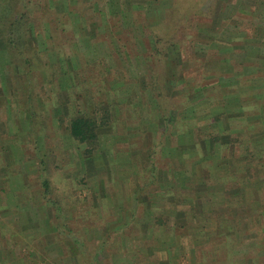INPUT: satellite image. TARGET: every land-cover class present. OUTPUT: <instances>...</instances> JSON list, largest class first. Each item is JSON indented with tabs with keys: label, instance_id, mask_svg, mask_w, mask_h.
<instances>
[{
	"label": "rangeland",
	"instance_id": "374dc122",
	"mask_svg": "<svg viewBox=\"0 0 264 264\" xmlns=\"http://www.w3.org/2000/svg\"><path fill=\"white\" fill-rule=\"evenodd\" d=\"M53 1L58 7L69 3ZM171 1L169 8L162 6L148 20L155 24L151 29L157 34L172 37L179 44L180 50L175 53L178 62L176 68L171 65L174 74H168L166 62L153 58V85H157L152 91L147 84L149 73L144 55L130 54L131 48H139L132 34L122 29V24L119 27L112 22L108 26L111 22L108 16L101 23L103 16L87 20L73 12L74 32H56L46 39L42 37L45 34L31 35L23 29L15 32L16 44L9 49L5 41L9 30L0 34V264H234L236 261L233 256L236 243L232 238L215 235L214 231H199L196 227L202 224L200 217L186 218L187 228L174 227L185 221L180 218L182 207L199 210L201 200L187 191L181 193L178 188L174 196L162 194L167 190L157 185L152 167L164 169L169 165L170 171L171 167H179L182 161L166 157V142L171 147L178 146L184 127L198 125L201 137L220 135L222 141L230 144L223 147L222 154L235 155L237 161L248 138L264 130L261 120L248 121L235 112V106L228 105L220 112L224 130L221 133L219 124L213 125L212 114L214 106L226 105L237 94L242 96L240 103L248 106L249 113L264 112V98L247 97L252 93L239 91L257 73L255 63L245 60L251 48L243 51L230 47V39L236 36L235 39H244L263 35L264 0ZM99 4L82 1L91 13L99 7L108 11L105 2ZM126 13L123 12V19L127 26ZM214 22L218 25L216 39L205 42V37L203 40L196 37L199 26ZM106 29L109 33L104 34L103 31L108 32ZM117 29L119 33L114 32ZM134 33L143 37L141 31ZM43 38L53 50L71 53V67L65 62V69L69 68L66 77L59 78L60 62H55L53 68L45 64L49 56ZM139 44L144 51L143 39ZM249 44L257 51V55H249L264 56V40ZM49 55L56 61V52ZM84 59L92 68H84ZM102 61L103 68H107L105 72L96 68ZM82 75L90 80L78 86L75 83ZM108 86L110 91L111 87L116 88L112 93L115 98L106 94ZM101 88H105L104 94L98 91ZM84 94L92 98L88 99L90 104L79 99ZM192 104L195 114L187 116ZM105 108L113 114L117 108V112L109 124L99 127L97 148L88 150L89 145L71 135L70 122L78 109L96 114L101 122V111ZM138 112L143 114L142 118ZM142 119L160 128L155 130L156 126L151 125L152 133L144 129L128 130L129 125H139ZM163 125L171 136L162 134ZM208 145L198 144V157ZM149 146L155 152L151 159L144 155ZM210 163V159H205L198 169L207 173ZM192 166L193 163H187L189 171ZM229 166L223 163L219 168ZM224 176L227 188L240 183L230 175ZM259 177L264 178V173ZM188 194L193 196L192 200ZM210 199L213 207L225 202L227 207L229 203L212 192L207 193L204 202ZM174 230L179 238L187 237L183 241L187 251L168 241ZM202 238L206 239L201 241ZM191 247L195 252L189 254Z\"/></svg>",
	"mask_w": 264,
	"mask_h": 264
},
{
	"label": "crops",
	"instance_id": "0c3cea01",
	"mask_svg": "<svg viewBox=\"0 0 264 264\" xmlns=\"http://www.w3.org/2000/svg\"><path fill=\"white\" fill-rule=\"evenodd\" d=\"M235 38H237V36L230 39L232 40L230 45L231 48L234 50L236 48L242 49L243 51L247 48H251L249 51L252 52L249 54L257 55V51L254 47L252 48L249 43L263 42L264 33L261 37L249 36L247 38L244 37V39ZM249 54H246L247 57L245 60L255 63L252 65L257 69V73H253V80L251 82H247L246 85L241 86L239 91L251 92L252 94L247 97L264 98V56L262 58H258V56ZM230 81V84L232 85L233 81L231 79ZM232 99H230V102L226 105L218 104L223 106L220 110L221 113H223L225 106L233 105L235 106V112L240 114V117L247 118L248 121L261 120L264 124V112H258L255 114L249 113L247 110L248 106H245L243 102L240 103L242 101V96L239 97L238 94ZM208 100L209 99L207 98L206 101ZM188 112H190V110ZM232 114L235 113L232 112ZM221 121L222 120L213 125L216 126L219 124V130L222 133L224 130L221 127ZM151 125H153V127L156 126L155 130L160 128L158 125ZM163 126L164 127L161 129H165L166 125ZM150 128L152 129L151 126ZM167 130L168 129L163 130L162 134H168V136H171L170 132H167ZM187 132V128L184 127L182 132L179 134L180 142L178 146L171 147L170 144L166 142V146H168L166 157L171 160L182 161L179 167H171V171L169 170V165H167V168L164 166V169L152 167L153 177L156 179L157 185L159 184L162 187L161 189L167 190V192H161L162 194H166L169 197L170 195L174 196L176 188H178L181 193L187 191L190 195L199 197L201 200L199 201V210H192L190 207L183 206V210H180L182 211L180 213V218L185 221H182L181 224L178 223V225H174L176 224L174 221V227L183 226L184 228H187L186 218L197 219L200 217L199 223L202 224L196 227L199 231L204 233L214 231L215 235H225L227 238H232V241L236 243V245L233 246V256L236 258L234 264H254L257 262L258 264H264V195H262L264 193V178L259 177L262 173H264V164H262L260 160H264V130L257 134V136L253 135L248 138L244 151L241 154V159L238 161L235 155L227 157L222 154L223 147L230 146L227 141L224 142L219 138L217 140L218 142L215 144L212 140L207 142H200L198 140L194 145L192 142H187V139H189V134H187ZM217 135L218 134H215L214 136ZM233 139L234 137H232L231 141H233ZM168 140L170 143V139ZM199 143H209L207 149H205L204 154L201 157L197 156L198 152L196 151V147H198ZM194 156H196V159H193L195 158ZM205 159H210L211 162L207 173L201 172L200 169H198V166L201 165L202 161ZM196 161L198 164L196 167H193L196 164ZM187 163H193L192 170L189 171ZM223 163L230 164L231 166L227 169L221 170L219 166ZM159 172H161V175L158 174ZM224 175H230L229 177L231 178L239 179L240 183L237 186L227 188L223 183L225 178H227ZM253 177L255 178L252 179ZM160 179H162L161 183ZM202 181H205V184H203ZM198 182L200 183L197 184ZM199 187H202L200 191ZM249 191L253 194V196L251 194V198L248 197ZM211 192L215 194L216 198L221 196L225 201L227 200L229 202L228 206L226 207L224 205L226 203L225 202L215 204L213 207L211 205V199L204 202V198L207 193L210 194ZM189 194L187 197L192 200L193 196L191 197ZM247 198L249 199L248 203ZM186 209L187 213L185 212ZM211 213L217 215L214 217ZM175 216H173V218H179L178 216ZM192 227L193 226H191V228ZM204 239L206 238H202L201 241ZM170 240H172V244L177 243L178 247H182L185 251H187L183 242L187 240V237L183 236L179 238L177 230H174V233L169 235L168 241ZM189 252V254L195 252L193 247H191Z\"/></svg>",
	"mask_w": 264,
	"mask_h": 264
},
{
	"label": "trees",
	"instance_id": "16d2710c",
	"mask_svg": "<svg viewBox=\"0 0 264 264\" xmlns=\"http://www.w3.org/2000/svg\"><path fill=\"white\" fill-rule=\"evenodd\" d=\"M69 3L67 4H62L60 7H58L53 0H0V34L4 33L5 31L9 30L8 33H6L5 36V41L7 44V48L11 45L16 44V39L14 37L15 32L20 31V30H27L29 34L32 35L34 34H45L42 37L44 38H52L53 35L58 32V33H71L75 31V22L73 17L71 16V13L78 14V17L80 18H85L87 20H94L95 18L99 16H103L101 23H103L108 16V20L110 19V24L108 26H112V22H116L115 26H121L122 24V29L125 28V30L128 31V33L132 34L133 37V42L136 43V45L140 48L139 41L143 39L144 43L146 44V49L144 51L135 48H131L130 54H142L144 55L145 58V63L147 65L148 73H149V82L147 80V84L152 91L157 84H155V87L153 85V82H155L154 78V63H153V58L154 57H159L161 60L163 59L164 62H166L167 68H168V74L172 72L174 74V69H172L173 65L174 67L176 66V63L178 62V59L175 55L176 52L180 50L179 44L172 40L171 38H164L163 36H160L157 34L156 30L151 29V27H154L155 24L149 22L148 18L150 17V14L154 12L155 10H159V8H162V6H167L166 8H169V2L171 3V0H93L95 6H99L100 2L103 1L105 4L108 6V11L106 9L99 7L98 9H93V13H91L88 9L84 8L82 5L83 0H77L72 2L73 0H68ZM149 1V2H148ZM76 2V5L74 6ZM64 3V2H63ZM173 6V5H172ZM241 6V5H240ZM165 8V9H166ZM246 9V7H242ZM127 11V26L125 24V20L123 19V12ZM106 12V13H105ZM108 12V13H107ZM110 14V15H109ZM148 14V15H147ZM112 16L115 17V19L112 20ZM4 24V26L2 25ZM133 24L135 28H133ZM4 28H3V27ZM218 25L216 22L212 23L210 26H199V30L196 32V37L198 36L203 40L205 39V42L208 41V39H216V33L215 31L217 30ZM119 29V28H118ZM114 31L115 33H119V30ZM108 32L103 31V33H109V29H106ZM135 31H141L143 34V37H137L135 36ZM108 35V34H107ZM46 36V37H45ZM42 40V43L44 42V48L46 54L49 56V60L46 61V65H48L49 68H53L55 65V62H60V68L58 71H60L59 78L66 77L69 73V68L65 69V62H69L71 59V53L68 54L67 51L63 50H53V48L48 45V41L46 42L45 40ZM138 38V39H137ZM132 42V43H133ZM133 45V44H132ZM163 45V47H162ZM17 46V45H16ZM54 51L56 52V61H53L51 59L49 52ZM74 52V51H73ZM22 53V52H20ZM75 55V54H74ZM27 59V58H26ZM29 60V59H27ZM72 63V61H70ZM69 62V66L71 67V63ZM68 64V63H67ZM89 64V65H88ZM86 62L84 59V68L89 69L92 68L90 66V63ZM103 61L96 67L100 70H103L102 72H105L107 69L104 67ZM176 68V67H175ZM110 70V68H108ZM56 71V70H55ZM54 71V72H55ZM175 75L177 73L175 72ZM174 75V77H175ZM61 76V77H60ZM83 79L80 78L77 79L79 82H76L77 80L75 79V84L79 86V84L83 82H89V78L84 77L82 75ZM173 77V79H174ZM126 82L125 79H121ZM109 81V79H107ZM180 81V80H179ZM118 82V81H116ZM91 83V82H90ZM119 83V82H118ZM110 86V85H109ZM107 87V90H105L106 94L109 96H113L114 98L116 96L112 95L116 91V88ZM201 87H197V89H200ZM105 89V88H103ZM102 88L99 89L103 90ZM86 93L88 95L89 90L86 89ZM104 94V91H102ZM84 97H80L79 99H82L83 101H86V104H90L88 99H92L85 94L83 95ZM77 102V101H76ZM223 106L216 105L212 109L213 114L216 116V119L214 120L213 124H217L216 122H219L221 120L220 116V110ZM190 112L188 113L187 116H194L195 112V104H192L191 107H189ZM77 116H75L71 122H70V132L71 135L79 142L85 143L89 145L90 148L88 150H92L97 148L98 145V129L101 126V124H109L111 118L115 115L117 112V108H115V113L113 114L112 112L109 113L108 110L105 108L104 110L101 111V122L96 116V114H92L89 112H82V110H77ZM139 113V112H138ZM139 118L143 117V114L139 113ZM147 121V122H145ZM222 122V121H221ZM153 122L142 119L139 125L142 124V129L138 128L137 126L139 125H129L128 130L131 131H143L148 130V132L152 133L153 129L150 128L151 124ZM187 134H189V139H187V142L190 143L192 142L194 145L196 142L199 140L200 142H207L209 140L218 142L217 140L221 138L220 135L217 136H207V137H201L199 132H200V127L198 125L196 126H191L188 129ZM140 134V133H138ZM149 150L144 153L146 155L147 159L154 158L155 152L152 151L151 147H148ZM262 158V157H261ZM43 162V161H42ZM198 162L196 161V164L193 167H196ZM188 180V178H187ZM203 184H205V181H202ZM44 182V184H46ZM198 182L197 184H199ZM202 187H199V191L201 190ZM48 190V187H47ZM34 256V255H33Z\"/></svg>",
	"mask_w": 264,
	"mask_h": 264
}]
</instances>
